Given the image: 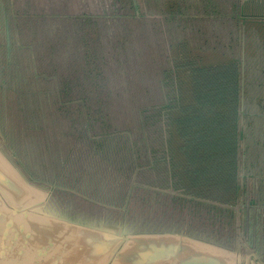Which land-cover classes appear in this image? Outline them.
I'll list each match as a JSON object with an SVG mask.
<instances>
[{"label": "rangeland", "instance_id": "1", "mask_svg": "<svg viewBox=\"0 0 264 264\" xmlns=\"http://www.w3.org/2000/svg\"><path fill=\"white\" fill-rule=\"evenodd\" d=\"M82 1L0 0L6 11L11 43L8 59L1 22L0 129L8 148L16 151L24 163L25 160L28 162L29 166L25 163L27 169L34 176L56 184L59 202L76 208L90 209L89 205L111 203L125 205L130 216L143 222L181 223L195 228L210 225L208 217L217 219L218 214L224 216L223 221L232 216L238 222L233 214L234 211L236 216L239 215L238 204L222 207L218 211V207L210 203L196 205L182 180L176 177V172L170 171V158L165 154L159 161L155 160L163 151L158 146L160 131L155 128H147V132L139 130L133 106L128 102L123 105L125 99H119L135 96L146 104L151 102L150 98L160 100L158 86L164 77L166 88L162 95L169 98L180 96L185 79L180 69L177 68L178 75L175 72L174 58L178 60L175 63L192 57L205 64L236 59L238 67L243 65L241 68L245 72L247 87L260 88L263 85H258L257 77L251 73L259 65L264 68V60H260L264 52L258 49L259 44L264 46V31L261 32L260 24L255 21L249 23L234 17L239 18V14L243 13V16L256 17V21H261L264 10L257 13L256 6H252L253 0H225L227 3L209 0L207 4L203 3L199 8L201 12L216 14L213 10L215 4L230 14L229 33L233 43L228 46L234 47L231 51L225 46L223 38L226 20L218 23L214 18L209 19L207 26L202 28H198L192 20L185 25L176 18L182 8L167 9L168 0H149L144 4L146 14L142 33L145 41L141 47L145 73L143 81L140 78L142 84H129L127 79H122L128 78L127 75L121 76L118 72V66L129 68L136 65L137 58L132 56V52L139 43L129 44L131 42L123 40L122 36L126 33L119 23H113L108 30L102 29L103 23L102 28L97 29L102 35L111 33V36L106 40L97 38V41L104 42L102 49L109 52L111 60L103 59L106 78L105 75L98 80L94 78L92 85L95 86H87L86 80L81 83L78 63L72 65L69 61L71 52L76 56L81 52L75 45H69L71 32L67 30V24L58 21V17H46L54 12L61 16L81 13V8L101 12L97 9L100 0H85L87 5ZM154 1L158 3V8H152ZM173 1L170 6H182ZM109 3L103 7H110ZM114 3L119 4L117 0ZM172 11L176 13L173 17ZM147 28H150L149 33ZM243 31L246 33V46L249 40L252 44L246 60L237 48L236 34ZM117 42L125 45L118 46ZM183 43H187L188 47H179L178 52L177 44ZM116 49L127 53L121 56L122 61L125 59L123 64L115 62ZM263 73H258V76ZM133 74L136 75V71ZM121 81L126 83L121 84ZM85 96H90L95 102L98 98H104V101L97 102L91 109L81 110L78 100ZM37 105L39 108H35ZM74 112L77 116L72 115ZM237 182L240 188L234 202L236 199L242 202L244 185L240 177ZM220 225L225 227V224ZM216 228L219 229L217 225Z\"/></svg>", "mask_w": 264, "mask_h": 264}, {"label": "trees", "instance_id": "2", "mask_svg": "<svg viewBox=\"0 0 264 264\" xmlns=\"http://www.w3.org/2000/svg\"><path fill=\"white\" fill-rule=\"evenodd\" d=\"M82 2L85 5L88 3L85 0ZM102 2L103 5H100ZM108 2H110V7L104 8L103 6ZM117 2L119 4L115 5L114 0H100L97 2V9L101 12L81 8V13L77 14L65 13L61 16L54 12L46 16L58 17V21L67 24L66 28L71 32L68 37L69 45H75L81 52L79 56L71 52L69 61L72 62V65L78 63L81 70V83L86 80L87 86H95L92 85L94 78L98 80L104 75L106 78V64H103V59L107 58L109 62L111 60L109 52L106 53L102 49L104 42L97 41V38L106 40L111 36V33L102 35L97 29L102 28L103 23L104 28L102 29L104 30L110 29L113 23H119V27L124 28L123 31L126 33L122 39L131 42L129 44L139 43V46L134 47L132 52V56L137 58L136 65H131L129 68L118 66V72L121 76L127 75L128 78L122 77V79L128 80L127 83L142 84L141 79L144 78L145 73L141 47V43L145 41V36L142 33L144 31L143 16L146 14L144 4L150 1L136 0L138 12L134 7L133 0H117ZM168 2L167 9L174 8L170 6L172 0H168ZM151 4L152 8H158L156 1ZM253 5L256 6L257 13L263 12L264 0H253ZM3 11L6 14L4 9ZM261 19L264 21V15ZM89 26H93L95 29L89 28ZM147 31L149 33L150 28ZM117 45L124 46L125 44L117 42ZM179 47L182 46L177 45L178 52L180 51ZM126 54V52L116 49L114 52L115 62L123 64L125 59L122 61L121 56ZM79 58L80 60L77 62ZM177 61L174 58L175 72L178 75L177 68L180 69L185 79V86L180 96L175 95L169 98V96L162 95L166 88L164 77L158 86V90L161 92L160 100L150 98L151 102H147V104L135 96L119 100L125 99L122 101L123 105H127L128 102L133 106L139 130L147 132V128H155L160 131L161 142L158 146L162 147L163 151L155 160L159 161L165 154L170 158L168 160L170 171L176 172V177L182 180L184 187L195 199L197 206L210 203L211 206L218 207L217 211L223 209L219 206L225 204L234 206V196L240 188L237 182L240 177L239 169H237L238 150L242 140L240 122L244 114V103L250 102L247 96L241 95L243 87L244 93L247 94V82L241 84L239 62L233 58L224 63L212 64L199 63L198 58H183L182 63H175ZM122 69H126V71ZM133 71H136V75L133 74ZM161 72L165 73L163 70ZM120 83L126 82L121 81ZM141 87L144 90L142 85ZM30 90L32 91L31 88ZM103 99L98 98L97 102H103ZM78 101L81 103V110L91 109L97 105V102L90 96H85ZM35 108H39V105ZM65 108L68 109V107ZM72 115L77 116V113L74 112ZM212 202L219 203V206ZM233 214L236 216L234 211ZM198 228L203 229L202 227Z\"/></svg>", "mask_w": 264, "mask_h": 264}, {"label": "water", "instance_id": "3", "mask_svg": "<svg viewBox=\"0 0 264 264\" xmlns=\"http://www.w3.org/2000/svg\"><path fill=\"white\" fill-rule=\"evenodd\" d=\"M55 185L27 169L0 129V264H264L238 214L230 247L189 224L140 221L125 205L99 204L89 214L59 202Z\"/></svg>", "mask_w": 264, "mask_h": 264}, {"label": "flooded vegetation", "instance_id": "4", "mask_svg": "<svg viewBox=\"0 0 264 264\" xmlns=\"http://www.w3.org/2000/svg\"><path fill=\"white\" fill-rule=\"evenodd\" d=\"M153 18H155V16H153ZM143 20L145 22V16ZM147 22L149 23V21ZM0 23L3 25L0 24V26H2L1 31L5 43L4 48L8 58L11 48L9 24L1 3ZM148 29L149 28L146 30ZM258 69L252 70L251 74L253 76H258L260 71H258ZM262 72L263 70L261 73ZM263 89L264 85L260 88L249 87L247 94L252 98H249L250 102L244 103V114L240 122L242 140L239 145L237 161V169H239L240 180L244 187L241 198L242 202H237L236 199L233 204L240 205L238 206V226L240 230L243 231V236L250 242L252 249L258 251L261 255H264V251L261 252L264 246V107L261 108L255 100L259 95L264 96ZM18 149L20 148L18 147ZM29 160L31 161L32 159ZM25 163L28 165L26 160ZM89 207L91 208L89 211L95 210L92 209L93 206L89 205ZM95 213L96 212L93 211L89 214ZM109 217L110 216L107 218ZM222 218H224V216L219 214L217 219H215L214 216H212V219L208 217L210 225L203 226L202 230L203 232L205 231L204 233H206V236L233 247L235 237L237 236V223L232 216L227 217L225 221H223ZM220 224H225V227H222ZM216 225L221 231L216 228Z\"/></svg>", "mask_w": 264, "mask_h": 264}, {"label": "crops", "instance_id": "5", "mask_svg": "<svg viewBox=\"0 0 264 264\" xmlns=\"http://www.w3.org/2000/svg\"><path fill=\"white\" fill-rule=\"evenodd\" d=\"M206 1H209V0H201V1H199V0H196V1L195 0H175L174 1L175 3H178V4H181L182 5L179 8L174 7L175 10L176 9L180 10L182 8V10H180L178 12L179 16L177 15L178 17H176V18L182 20L185 25L188 24V21H191L192 20L193 22H195V24H196V26L198 28H202L204 26H207V20H209V19H213L214 18V19H216L218 21V23H221L223 20H226L227 21V24H225V33H224L223 38L225 37V41H224L225 42V46L228 47V49L232 51V49L234 47H229L228 46V44L233 43V41L230 39V33H229V31L231 30V28L229 27V23H228V20L230 19V14L224 12L223 8L220 7V6H218V5H217L218 7H216L215 4H214V7H213V3L211 5H212L213 10H214V12L216 14H214V13L212 14V13H210L208 11H206V12L199 11V8L203 5V3H206L207 4ZM224 1L225 0H221V2H224ZM226 3L220 4V5L223 6ZM171 14H172V17H173V16H175L176 13H174L172 11ZM239 16H240L239 18H237V17H234V18L235 19H240L242 21H248L249 23H252V21H255V22H257V23L260 24V26H261L260 27L261 28V32L264 31V21H256L254 19V17L243 16V13H242V15L239 14ZM260 22H263V23H260ZM239 30H241V28ZM208 37L209 36H207L206 39ZM236 37L238 38L237 39V43L239 42L237 48H238V50L240 52V55L244 58V60H246V59H248L247 51L252 50L251 40H249V42L247 44L248 47H247L246 46V33L244 31L241 34H236ZM242 39H243V41H242ZM177 45H179V44H177ZM180 46H182V48L183 47H188V44L187 43H184L183 45L180 44ZM226 47H225V50H226ZM259 48H260V51L261 52H264V46H262V45L259 44L258 49ZM250 57L251 56H249V58ZM260 57H261L260 60L263 61L264 60V56L263 55H260ZM188 58L192 59L191 57H188ZM241 67H239V69L241 71L242 78H243V83H244V73L245 72H244V70ZM258 67L259 68H262L260 65ZM263 69L264 68L259 69L260 70L259 73H261V71ZM255 77H257V81L256 82H257L258 85H260V86L261 85H264V73H263V75H259V76H255ZM248 89H249V87H248ZM263 91H264V89H263ZM243 96H247L248 98H252V97L248 96V94H245L244 93V87H243ZM255 102L259 106H261V108H263L264 107V96H261V95L257 96Z\"/></svg>", "mask_w": 264, "mask_h": 264}]
</instances>
